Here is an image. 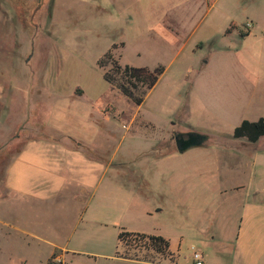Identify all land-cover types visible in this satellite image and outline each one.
Returning <instances> with one entry per match:
<instances>
[{
  "label": "rangeland",
  "instance_id": "obj_1",
  "mask_svg": "<svg viewBox=\"0 0 264 264\" xmlns=\"http://www.w3.org/2000/svg\"><path fill=\"white\" fill-rule=\"evenodd\" d=\"M212 1L206 15L207 0H0V197L12 159L42 133L92 142L109 157L120 141L123 156L153 145L137 134L158 136L162 155L174 152L133 158L150 164V191L135 173L113 180L105 198L124 205L113 203L110 214L128 207V217L116 228L91 225L100 234L62 264H142L115 258L120 228L167 238L178 264H192L193 249L227 258L239 203L264 202V137H233L244 120L264 119V0ZM231 24L239 29L224 37ZM110 50L122 66L164 67L139 108L104 80L98 62ZM192 133L207 146L178 152L174 136ZM8 203L0 202V264H55L51 243L65 238L71 220L54 217L51 226L62 227L43 241L6 236Z\"/></svg>",
  "mask_w": 264,
  "mask_h": 264
},
{
  "label": "crops",
  "instance_id": "obj_2",
  "mask_svg": "<svg viewBox=\"0 0 264 264\" xmlns=\"http://www.w3.org/2000/svg\"><path fill=\"white\" fill-rule=\"evenodd\" d=\"M207 3L206 15L214 5L212 0H207ZM3 96L4 90L0 86V104ZM146 125L159 129L154 123L145 120L143 126L147 128ZM125 128L128 132L129 126L125 124ZM136 136L138 141L152 142L153 145L136 156H123L118 151L121 148L120 141L113 157L99 153L94 145L90 144L92 142L71 137L67 142L66 136H64L65 140H62L57 136L42 133L39 137L28 140L22 151L12 159L6 171L5 194L0 197V202H9L13 218L4 222L8 228L5 235L11 236V231L14 230L23 237L43 241L62 227L51 226L50 220L57 217L65 222L69 218L71 221L70 225L65 227L67 230L65 238L51 243L52 257L54 254L61 256L69 253L84 254L85 251L82 248L84 242L87 240L89 243L93 242L91 239H94L96 234H100L95 232L97 230H90L91 225L108 229L110 226L115 227L117 221L121 222L128 217V207L115 217L110 214L113 203L120 207L124 205V203L105 198L111 192L110 183L128 175L133 177L136 175L137 180H135L138 182V175H141L144 181L141 180V184L150 191L153 179L152 168L150 164L140 168L135 164L134 159L142 160L154 151L158 154L157 160L174 153L161 154L158 136L149 138L141 134ZM204 143L200 146H207L203 145ZM131 165H134L136 171L131 169L133 167L129 169ZM239 207L241 212L237 231L232 238V251L227 258H215L216 263L218 260L217 264H264V202H240ZM106 208H108L107 213ZM152 210L148 209L146 213ZM144 214L141 212L140 215ZM83 223L86 225L84 228H82ZM121 229L125 228L118 230L117 238ZM135 233L155 235L147 232ZM213 239L214 237H211V240L207 238L206 241L203 239L202 241L207 246ZM170 253L175 257L172 263L178 264L176 255L171 250ZM115 258L133 263L160 264L126 259L117 255ZM215 259L204 257V262L215 264ZM168 261L171 260L168 259ZM192 264H194L193 260Z\"/></svg>",
  "mask_w": 264,
  "mask_h": 264
},
{
  "label": "trees",
  "instance_id": "obj_3",
  "mask_svg": "<svg viewBox=\"0 0 264 264\" xmlns=\"http://www.w3.org/2000/svg\"><path fill=\"white\" fill-rule=\"evenodd\" d=\"M246 28L249 31L248 26ZM238 29L236 25L231 24L224 33L225 37L231 36ZM246 34L249 35V32H240L242 37ZM98 66L104 70V80L137 107L144 103L147 94L157 85L161 76L165 73L163 66H158L155 69L129 65L122 66L115 60L112 50L108 51L99 60ZM233 137L235 139H246L250 143H257L264 137V119L261 118L255 122L244 120L235 128ZM26 142L23 143L17 155L22 151ZM118 247L121 250L116 252L117 257L154 263V259L148 257L147 254L142 256L137 254L144 250L147 253L151 252L161 256L163 259L168 258L171 262L174 261V257L170 253V242L161 235H148L121 229L118 235ZM131 251L136 254H132ZM50 264L53 263L50 261Z\"/></svg>",
  "mask_w": 264,
  "mask_h": 264
},
{
  "label": "water",
  "instance_id": "obj_4",
  "mask_svg": "<svg viewBox=\"0 0 264 264\" xmlns=\"http://www.w3.org/2000/svg\"><path fill=\"white\" fill-rule=\"evenodd\" d=\"M205 139L206 137L204 135L197 133L189 134L187 137L178 135L175 137L177 151L183 153L192 147L200 146L205 141Z\"/></svg>",
  "mask_w": 264,
  "mask_h": 264
},
{
  "label": "built area",
  "instance_id": "obj_5",
  "mask_svg": "<svg viewBox=\"0 0 264 264\" xmlns=\"http://www.w3.org/2000/svg\"><path fill=\"white\" fill-rule=\"evenodd\" d=\"M192 260L194 262V264H205L204 262V257H203V254L202 253H199L197 251H195L193 249V252H192ZM54 263H63V260H62V256L59 254V255H55L54 259H53Z\"/></svg>",
  "mask_w": 264,
  "mask_h": 264
},
{
  "label": "flooded vegetation",
  "instance_id": "obj_6",
  "mask_svg": "<svg viewBox=\"0 0 264 264\" xmlns=\"http://www.w3.org/2000/svg\"><path fill=\"white\" fill-rule=\"evenodd\" d=\"M176 136H178V135H175L174 138H175ZM184 137H187V136H184Z\"/></svg>",
  "mask_w": 264,
  "mask_h": 264
}]
</instances>
